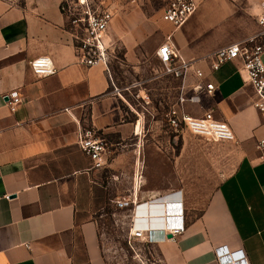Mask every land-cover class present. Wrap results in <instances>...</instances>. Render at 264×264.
<instances>
[{
	"label": "crops",
	"instance_id": "obj_1",
	"mask_svg": "<svg viewBox=\"0 0 264 264\" xmlns=\"http://www.w3.org/2000/svg\"><path fill=\"white\" fill-rule=\"evenodd\" d=\"M168 1L105 4L112 12L111 6L122 8L113 12L108 39L120 61L132 67L149 57L158 61L156 49L167 41L204 72L203 81L213 82L215 90L186 104L199 109L191 115L211 110L229 124V170L199 205L195 200L205 185L194 174L204 169L196 173L188 151L173 148L176 136H163L167 144L147 142L141 118L131 121L127 103L111 93L105 68L77 62L62 0H0V264H108L89 211L102 205L109 182L97 181L98 170L79 149L80 126L110 141L108 168L129 181L116 198H136L140 205L133 214L147 218L134 225L154 230L152 244L164 264H229L220 262V246L227 249L223 255L241 250L247 264H264V158L256 147L264 119L240 61L211 71L206 60L258 30L260 0H194L195 11L179 27L162 18ZM43 54L56 71L37 77L30 61ZM187 82H197L191 70ZM14 89L22 102L11 111L3 95ZM191 141L182 137L185 144ZM172 193L180 194L185 229L167 238L161 206ZM151 201L158 205L150 207Z\"/></svg>",
	"mask_w": 264,
	"mask_h": 264
},
{
	"label": "built area",
	"instance_id": "obj_2",
	"mask_svg": "<svg viewBox=\"0 0 264 264\" xmlns=\"http://www.w3.org/2000/svg\"><path fill=\"white\" fill-rule=\"evenodd\" d=\"M62 13L66 19V26L74 41V50L78 63L86 66L102 65L110 82L111 93L118 96L129 105L126 92L132 94L131 89L137 88L133 94L140 98V104L146 105L150 98L141 87L140 81H133L131 84L119 86L116 84L111 71L110 63L114 59H119L117 55L118 47L114 41L108 39V28L113 18L112 10L103 4L102 1L95 0H62L60 4ZM194 0H169L164 8L162 18L170 22L175 27L182 25L195 11ZM258 30L241 39L221 46L208 55L206 60L211 71H215L225 62L238 60L246 78L253 87L257 99L254 106L262 114L264 119V0H260V10L256 16ZM156 56L161 65V73L158 75L170 77L179 82L175 101L164 113L165 121L169 128L175 132L185 129L193 136L211 142H231L234 134L229 124L214 117L211 110H206L200 116H194L185 111L186 103H198L200 93H211L215 90V85L205 79L204 72L196 67L194 63L182 60L176 49L167 41L161 43L156 49ZM30 67L37 77H47L56 71L51 58L46 55H39L30 61ZM192 71L197 82L188 83L187 74ZM6 105L11 111L22 102L19 91L14 89L3 95ZM77 145L90 162L91 168L101 170L108 166L109 158L112 154L110 141L102 133L91 127L80 126L77 133ZM256 147L264 158V135L258 139ZM174 196L164 200L162 203L163 228L165 233L176 236L184 232L183 206L180 194L172 193ZM116 209L130 210V225L127 236V243L132 248L135 241L152 244L155 241L154 230L137 228L134 221L137 218H147L146 215L135 216L133 211L138 207L136 198H115L112 200ZM156 203L151 201L150 207ZM158 205V204H156ZM227 252L225 246L216 248L220 262L231 261L229 264H247L241 258L242 251H234L232 254L223 255ZM240 258L239 260H233Z\"/></svg>",
	"mask_w": 264,
	"mask_h": 264
},
{
	"label": "rangeland",
	"instance_id": "obj_3",
	"mask_svg": "<svg viewBox=\"0 0 264 264\" xmlns=\"http://www.w3.org/2000/svg\"><path fill=\"white\" fill-rule=\"evenodd\" d=\"M100 1L104 5H112L113 2V0H95V2ZM111 7L114 14L122 11L121 7ZM110 67L117 85L125 86L135 80L140 81L141 87L144 88L150 98V102L143 106L140 104V98L133 96L138 87L131 89L132 94L126 92L129 101V105H125L127 115L131 121L141 118L142 133L147 142L162 140L161 144H167L163 136H176V142L172 143L173 148L175 150L185 148L188 151L185 157L189 159L191 156L193 157L196 173L198 168L204 169V171L194 174L195 179L201 180L205 185L201 191V196L195 200L201 205L207 190L213 187L223 176L224 171H228L230 168L231 147L229 142L206 141L199 137H193L183 128L175 132L168 127L164 113L175 101L178 83L170 77H158L161 73V65L156 59L149 57L144 62L136 63L135 67L114 59L110 63ZM184 108L186 112L194 115L199 112L196 105L186 104ZM184 135L191 136L193 141L187 144L183 143L182 137ZM223 156L227 157L226 167L222 165ZM219 165H221L220 169L218 168ZM97 176V181L100 184L109 182V190H105L106 199L102 205L91 209L89 213L97 221L101 248L108 264H164L153 244L135 241L131 248L127 243L132 212L127 209H116L112 200L124 194L129 186L128 179L124 176H113L108 166L98 170Z\"/></svg>",
	"mask_w": 264,
	"mask_h": 264
},
{
	"label": "water",
	"instance_id": "obj_4",
	"mask_svg": "<svg viewBox=\"0 0 264 264\" xmlns=\"http://www.w3.org/2000/svg\"><path fill=\"white\" fill-rule=\"evenodd\" d=\"M166 237L167 238H171L172 237V234L171 233H166Z\"/></svg>",
	"mask_w": 264,
	"mask_h": 264
},
{
	"label": "bare ground",
	"instance_id": "obj_5",
	"mask_svg": "<svg viewBox=\"0 0 264 264\" xmlns=\"http://www.w3.org/2000/svg\"><path fill=\"white\" fill-rule=\"evenodd\" d=\"M144 215V213H142ZM138 216H141V213H138Z\"/></svg>",
	"mask_w": 264,
	"mask_h": 264
}]
</instances>
